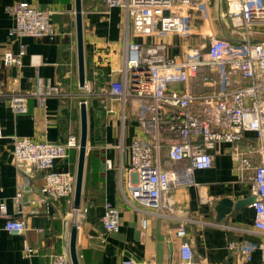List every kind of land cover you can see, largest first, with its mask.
<instances>
[{
    "label": "built area",
    "instance_id": "built-area-1",
    "mask_svg": "<svg viewBox=\"0 0 264 264\" xmlns=\"http://www.w3.org/2000/svg\"><path fill=\"white\" fill-rule=\"evenodd\" d=\"M104 2L108 10L118 8L122 12L125 45L121 65L110 71V75L120 74V80L100 85V67L93 66L83 87L78 86L83 93L79 105L84 103L88 109V99L97 102L105 124L117 117L121 138L127 123L133 122L136 126L135 136L126 150L128 179L126 191L120 189L123 203L140 215L142 229L150 218L179 220L175 232L181 240L179 264H204L195 260L191 242L187 240L189 225L220 226L238 233L243 230L184 215L172 217L167 195L180 186H194V172L210 169L215 155L220 154L221 145H228L225 152L234 172L238 177L250 173L251 192L256 197L252 204L251 233L264 237V0H224L227 33L222 37L207 34L198 47L185 48L179 56L171 54L172 45L168 42H129V29L133 36L140 38L173 35L188 39L196 36L195 21L200 18L195 12L203 13L208 0ZM8 13L13 20L9 39L29 37L54 41L59 35L48 11L20 2L10 6ZM24 53L22 45L18 53L6 52L2 57L3 66L19 68ZM68 96L75 95L62 82L40 81L28 94L10 95L8 107L15 115L26 114L28 98L35 99L43 108L49 98L62 101ZM248 134L254 135L255 142L247 139ZM11 140L12 163L18 173L26 175L34 171L43 175L42 194L36 201H30L29 207L23 201L24 195L30 192L27 175L17 185L12 199L14 215H9L6 205L0 203V216L5 219L3 230L23 235L27 228L21 217L25 214L36 215L41 205L59 199L72 204L75 177L69 172H52L51 168L55 161L66 159L69 151L78 150L79 142L73 134L64 144L17 136ZM170 164L173 168H166ZM106 167L111 169L110 161H106ZM100 223L106 234L118 233L119 211L106 203ZM227 249L236 253L242 264L250 263L257 250L264 256V242L228 241ZM24 253L31 257L33 250L25 246ZM49 264H71L70 256L68 253L52 255ZM123 264H133V261Z\"/></svg>",
    "mask_w": 264,
    "mask_h": 264
},
{
    "label": "crops",
    "instance_id": "crops-1",
    "mask_svg": "<svg viewBox=\"0 0 264 264\" xmlns=\"http://www.w3.org/2000/svg\"><path fill=\"white\" fill-rule=\"evenodd\" d=\"M20 2L51 13V23L59 34L54 41L29 37L8 38V32L13 26L8 8ZM224 6V0H208L206 8H209L206 11L195 12L200 18L195 25L203 29L199 22L205 19L211 29L206 27L208 30L204 31L194 27L196 36L192 35L188 39L173 35L140 38L133 36L129 29L127 40L138 44L168 42L172 45L171 54L179 56L185 48L198 47L207 34L222 37L227 33L228 23H224L225 28L220 24V13ZM81 8L85 78L88 79L90 69L98 65L102 75L100 85H106L109 80H120V74L115 72L110 75V71L120 68V57L125 45L121 10H108L104 0H81ZM74 11V0H0V126L3 135L0 139V203L6 205L8 214L12 216L16 211L12 199L21 179L26 175L30 178V192L24 195L23 200L24 205L28 204L29 207V202L36 201L42 194L43 175L34 171L26 175L18 173L12 163L11 137L64 144L67 137L73 134L79 142L80 106L73 96L62 101L49 98L43 108L39 107L35 99L28 98L26 114L15 115L8 107L10 95L28 94L35 90L40 81L51 84L62 82L71 94H75L78 74ZM213 28L218 31L213 33ZM21 45L25 49L21 66L4 67L3 55L8 51L18 53ZM93 104L87 109V148L77 218L74 221L73 202L70 204L65 199L41 205L36 215L25 214L21 217L27 228L23 235H12L4 231L5 219L0 216V264H49L52 255L69 254L73 223L77 227L76 253L79 264H123L127 260H132L133 264H179L181 240L175 232L180 221L150 218L146 228L142 229L140 215L129 209L121 198L120 189L126 191L128 179L126 150L135 136V124L127 123L121 138L118 118L112 117L109 124L104 121L102 123L98 107ZM246 136L255 142L254 135ZM227 148L228 145H221L220 154L215 155L210 169L194 172V186H180L167 195V204L173 211L172 217L180 218L184 215L243 230L238 233L226 231L220 226L189 225L187 240L191 242L195 260L204 264H242L236 253L228 251V241L264 242V237L251 233L253 202L237 210L232 209L229 215L218 221L217 207L222 200L235 204L254 199L252 183L248 179L250 173L238 177L225 152ZM77 161L78 150H71L66 159L54 162L51 171L69 172L75 177ZM106 161L111 162V169L106 167ZM253 161L258 163L257 158ZM166 168L171 169L173 166L170 164ZM106 203L120 213L118 233L106 234L103 231L100 218ZM25 246L33 250L31 257L25 255ZM248 264H264L260 250L252 254Z\"/></svg>",
    "mask_w": 264,
    "mask_h": 264
},
{
    "label": "water",
    "instance_id": "water-1",
    "mask_svg": "<svg viewBox=\"0 0 264 264\" xmlns=\"http://www.w3.org/2000/svg\"><path fill=\"white\" fill-rule=\"evenodd\" d=\"M75 4V32H76V49H77V74H78V86L83 87L85 81V65L83 55V28H82V8L81 0H74ZM80 135H79V149H78V161L77 170L75 175V187L72 210H79L80 197L82 191L83 172L85 165V155L87 148V134H88V118H87V107L84 103H80ZM256 201L254 199L240 201L233 204L231 201L222 200L217 207L219 212L218 221L223 220L226 215H229L231 210H237L243 205L251 204ZM76 235L77 227L73 223L70 231L69 239V256L71 264H79L77 253H76Z\"/></svg>",
    "mask_w": 264,
    "mask_h": 264
},
{
    "label": "rangeland",
    "instance_id": "rangeland-1",
    "mask_svg": "<svg viewBox=\"0 0 264 264\" xmlns=\"http://www.w3.org/2000/svg\"><path fill=\"white\" fill-rule=\"evenodd\" d=\"M211 1V0H210ZM220 1V0H219ZM209 7H207L206 9H204V11H206L207 9H208ZM220 16H221V22H220V24L222 25V28L224 27L225 28V25H224V23L225 24H227L228 23V18H227V15H226V9H225V6H224V8H223V11L220 13ZM196 22V21H195ZM195 24H197V23H195ZM206 20L205 19H203L202 20V22L200 23L199 22V26L200 27H204L203 29H205L204 31H207L208 29V27L210 28V26H209V24H206ZM195 27H196V25H195ZM207 27V28H206ZM197 29H201V28H198V27H196ZM211 29V28H210ZM213 33H216L218 30L215 28H213L212 30H211ZM74 97L76 98L75 99V101L78 103V105H79V101L81 100L80 98H82L83 97V93L81 92V91H79V89H77V88H75V90H74ZM91 102H92V100L91 99H88V105L89 104H91ZM88 113H89V110H88ZM120 130V129H119ZM118 135H119V133H118Z\"/></svg>",
    "mask_w": 264,
    "mask_h": 264
},
{
    "label": "trees",
    "instance_id": "trees-1",
    "mask_svg": "<svg viewBox=\"0 0 264 264\" xmlns=\"http://www.w3.org/2000/svg\"><path fill=\"white\" fill-rule=\"evenodd\" d=\"M91 103H94V104H93L94 107H98V105H96L94 101H92ZM89 110H90V109H89ZM98 112H99V115L102 117V123H103V111L99 110V108H98ZM102 126H103V125H102ZM102 128H103V127H102ZM91 131H92V128H91V124H90V130H89L90 135H91Z\"/></svg>",
    "mask_w": 264,
    "mask_h": 264
},
{
    "label": "bare ground",
    "instance_id": "bare-ground-1",
    "mask_svg": "<svg viewBox=\"0 0 264 264\" xmlns=\"http://www.w3.org/2000/svg\"><path fill=\"white\" fill-rule=\"evenodd\" d=\"M77 211H73V219H74V221H75V219L77 218ZM72 220V219H71Z\"/></svg>",
    "mask_w": 264,
    "mask_h": 264
}]
</instances>
